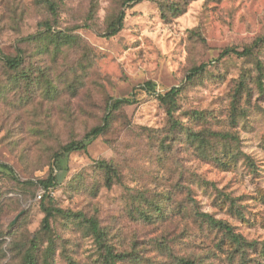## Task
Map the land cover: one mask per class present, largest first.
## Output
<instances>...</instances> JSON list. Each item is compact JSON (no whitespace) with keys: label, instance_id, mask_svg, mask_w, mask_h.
<instances>
[{"label":"rangeland","instance_id":"374dc122","mask_svg":"<svg viewBox=\"0 0 264 264\" xmlns=\"http://www.w3.org/2000/svg\"><path fill=\"white\" fill-rule=\"evenodd\" d=\"M121 10L124 27L108 36ZM46 22L73 38L59 53L53 47L39 53L37 43L22 41L47 30ZM262 37L264 0H196L170 21L155 0H0V48L9 55L24 48L29 73L18 81L0 61V163L14 170L0 166V264H24L35 233L39 264H103L89 219L98 221L116 252L135 254L118 264H238L225 234L203 213L264 242V40L252 56L220 58L225 48L243 50ZM201 63L206 71L188 82L190 68ZM47 77L57 93L49 94ZM243 78L250 91L240 108L248 114L234 119ZM174 86H183L175 117L194 132L206 130L205 149L171 129L156 95ZM122 97L132 103L113 112L105 133L54 164L60 146L102 123L108 104ZM194 110L206 118L192 119ZM214 132L233 137L220 140ZM101 159L119 171L111 186L97 165ZM52 167L58 183L46 190L38 182ZM226 195L237 200L245 220L230 211ZM44 204L67 212L52 218L49 232L40 231ZM249 257L255 264L258 255Z\"/></svg>","mask_w":264,"mask_h":264},{"label":"trees","instance_id":"16d2710c","mask_svg":"<svg viewBox=\"0 0 264 264\" xmlns=\"http://www.w3.org/2000/svg\"><path fill=\"white\" fill-rule=\"evenodd\" d=\"M142 0H124V3L129 2H140ZM158 3L161 17L165 21H170L174 18H177L184 13L187 12L190 4L196 0H155ZM126 17V11L121 10L114 19L109 23L107 27V35L114 36L121 31L124 27V21ZM47 27L45 31H38L33 34H29L28 36L22 38L23 42L28 43H37V50L39 53L50 52L51 48L53 47L55 52H61L63 45L67 43H71L73 38L71 36L66 35L63 32H56L53 30L51 25L47 22L44 23ZM264 38H260L256 40L254 44L250 47H246L243 50H239L236 47H228L225 48L220 58L223 59L225 57L231 55H237L239 57H249L252 56L254 53V48L263 41ZM47 41V42H46ZM44 43L45 46H42ZM53 45V46H50ZM0 61H2L9 69L14 70L17 72L16 75L18 81L22 78L29 77L28 71L24 69L27 63V56L26 51L24 48H19L15 55L5 54L3 50L0 48ZM207 63H201L200 65H195L190 68V72L187 75V81L191 82L194 81L196 78L201 76L207 69ZM258 69L261 70L260 74L262 73V66L258 63ZM21 70V71H20ZM44 77V74H43ZM48 78V77H47ZM38 82H40V78H38ZM258 86L261 90H263V82L260 77L257 78ZM48 91L50 93H57V87L55 84L48 78ZM153 84L151 82H147V88H150ZM250 91V87L246 81V79H242L236 89L235 92V99L233 102V117L236 119L237 116H246L248 114V110L245 108H240V101L241 98L244 96V93ZM183 92V86H174L165 93H159L156 95V98L166 107L167 113L170 117L171 122V129L180 130L184 132L189 140L192 143H198L199 147H203L204 149L207 147L209 142V136L206 130H201L199 132H194L191 128L186 127L180 120L176 119L175 112L178 110V99ZM132 100L127 97L117 98L113 100L110 104H108L109 111L106 113L103 122L95 125L89 131H87L83 138L81 139H73L66 144L59 147L56 151L54 158L55 163L57 164L60 159H62L66 155H70L75 151H83L87 150L89 145L96 140L99 136L105 133L111 126V119L113 116V112L121 109L123 106L127 104H131ZM192 119L201 120L203 121L206 118V115L202 111L194 110L191 112ZM212 136L216 137L217 139H232L233 135L230 133H223V132H214ZM232 153V152H231ZM234 153L231 154L233 157ZM221 158L219 155L216 158L221 161L228 163V160H225V155ZM98 167L104 171L106 175V185L111 186L116 181L120 180V174L117 167L109 162L107 159H101L97 162ZM0 166L7 169L11 175L14 174V170L11 166L0 163ZM28 185L35 184L34 181H27ZM58 183L57 176L54 173V167H52L51 173L46 179H40L38 184L43 186L46 190H49L51 187H55ZM229 205V209L239 218L245 220L246 215L244 210L239 206L236 199L231 198L230 195L225 196V200ZM156 212L158 214H163V208L156 204ZM43 211L45 213V217L43 219V226L40 231L49 232L51 230V220L53 217L57 215H66L67 212L62 208L55 206L54 204L43 206ZM202 216L205 218L211 226L222 231L225 236L227 237L229 244H230V253L233 256H238V264H250L249 254L254 253L258 255V258L254 260L255 264H264V242H259L258 240H250L246 238L243 234L237 232L235 227L228 223L223 219H217L209 213H203ZM143 217L146 219H152L149 217L148 214H143ZM88 222L90 223V227L92 233L94 234L97 243L99 244L100 248L102 249L101 255L103 258V264H118L119 262H125L135 259V254L132 252H116L112 245L107 242V235L106 232L100 228V225L96 219H89ZM38 233L33 235L32 245L28 248L25 258L24 264H39L37 258V249L39 247L38 240L36 238ZM53 251L52 244L49 245L47 249V254L45 257V262H48L49 258L51 257V253ZM69 264H77L74 260L70 259ZM182 264H196V262L191 260H184Z\"/></svg>","mask_w":264,"mask_h":264},{"label":"built area","instance_id":"2783aa9c","mask_svg":"<svg viewBox=\"0 0 264 264\" xmlns=\"http://www.w3.org/2000/svg\"><path fill=\"white\" fill-rule=\"evenodd\" d=\"M39 197L42 198V194H40Z\"/></svg>","mask_w":264,"mask_h":264}]
</instances>
